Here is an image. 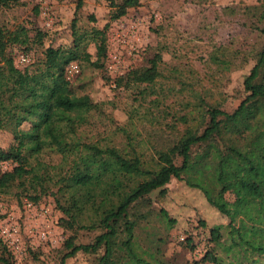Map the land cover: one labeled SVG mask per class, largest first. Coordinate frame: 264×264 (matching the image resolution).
Returning a JSON list of instances; mask_svg holds the SVG:
<instances>
[{"label": "trees", "instance_id": "obj_1", "mask_svg": "<svg viewBox=\"0 0 264 264\" xmlns=\"http://www.w3.org/2000/svg\"><path fill=\"white\" fill-rule=\"evenodd\" d=\"M19 1L0 0V9H9ZM106 1L110 22L139 6V0ZM261 2L260 7L248 8L247 12L259 13L257 21L263 25L253 28L264 40V0ZM82 3L77 1V10ZM107 28L105 25L101 30L80 33L74 19L68 47H48L43 59L19 68L9 48L28 49V30L18 27L10 31L0 26V63L7 66L12 82L6 100L14 121L13 143L0 147V166L12 165L0 173V194L27 188L25 196L32 203L49 195L63 216L59 222L65 230L97 232L88 244H77L76 234L68 236L55 264H65L77 253L94 256L92 264H172L158 259L159 249L138 245L134 232L141 223L139 219L145 217L136 218L131 210L155 191L165 196L171 180L182 181L199 191L207 205L228 221L225 234L221 226L208 230L201 253L192 247L191 236L183 239L193 254L202 255L197 264H221L215 247L230 256L229 264H264V44L244 80L247 95L235 110L228 113L207 106L189 123L187 117L181 116L184 129L173 144L146 159L131 146L128 151L102 147L80 136L79 130L100 110V105L88 95L73 92V78L66 79L65 69L70 63L103 69ZM84 35L94 44V61L86 52ZM43 36L37 31L36 42L40 44ZM212 60L223 63L216 56ZM160 62V55H154L148 67L130 69L117 77L116 86L123 82H154L161 76ZM24 123L30 125L26 131L20 128ZM221 134L234 142L236 147L227 150L246 165L251 181L239 180L230 170L217 139ZM53 156L58 157L56 165L45 161L49 158L52 162ZM228 195L231 199L226 198ZM160 213L169 228L175 225L166 212ZM199 223L204 228L205 224ZM0 264H14L4 244Z\"/></svg>", "mask_w": 264, "mask_h": 264}, {"label": "rangeland", "instance_id": "obj_2", "mask_svg": "<svg viewBox=\"0 0 264 264\" xmlns=\"http://www.w3.org/2000/svg\"><path fill=\"white\" fill-rule=\"evenodd\" d=\"M77 1L20 0L9 9H0V26L10 31L18 27L28 30V49L9 48L19 68L23 67L17 63L19 54H25L29 63L36 64L48 47H68L74 19L80 33L108 26L104 68L95 70L79 63L80 73L70 84L76 95H88L100 105V110L79 130L84 141L123 151L131 146L150 159L157 150L172 145L183 131L181 116L187 117L189 123L207 106L230 113L246 97L244 80L264 44L253 28L263 25L257 21L259 13L247 9L260 7L261 0H139L138 7L113 22L109 21L106 0H83L78 10ZM37 31L44 34L40 44L35 39ZM84 36L86 52L94 61V44L86 38L88 35ZM156 54L161 57L158 79L116 86L115 80L121 76L118 73L148 67V61ZM215 56L223 63L213 61ZM113 57L118 61V72L107 70ZM11 86L7 66L0 63L1 148L13 143V110L6 100ZM29 127L28 123L20 126L24 131ZM217 139L232 173L241 181H251L246 165L227 150L236 147L234 142L224 134ZM45 161L56 165L58 157ZM11 168L12 165L3 164L0 173ZM26 194L27 188H13L0 194V226L15 227L16 235L10 241L18 239L12 249L0 238V249L2 244L7 246L14 264H55L68 236L76 234L77 244H88L97 235L65 230L59 222L63 216L51 196L32 203ZM161 210L175 220L173 227L169 228ZM131 211L136 218L145 217L139 219L141 223L134 232L138 245L159 249L158 259L172 264H197L202 255L193 254L183 239L191 236L192 247L196 246L195 251L201 253L208 230L221 226L225 234L228 224L207 205L199 191L174 179L166 186L165 196L160 197L155 191ZM199 221L205 224L204 228ZM215 253L221 257V264H229L230 256L226 257L222 248L215 247ZM94 259L92 255L77 253L65 264H92Z\"/></svg>", "mask_w": 264, "mask_h": 264}, {"label": "built area", "instance_id": "obj_3", "mask_svg": "<svg viewBox=\"0 0 264 264\" xmlns=\"http://www.w3.org/2000/svg\"><path fill=\"white\" fill-rule=\"evenodd\" d=\"M17 63L20 65L28 64V58L25 54H19L17 56ZM118 61L116 57H113L110 62L107 64V70L109 72H118L116 69ZM80 73V69L76 63H70L67 65L65 69V77L66 79L75 78ZM123 73H118V75H122ZM17 230L15 227H6L5 225L0 226V238H2L3 242L10 248L14 249L17 246L18 239L12 240L16 235Z\"/></svg>", "mask_w": 264, "mask_h": 264}]
</instances>
